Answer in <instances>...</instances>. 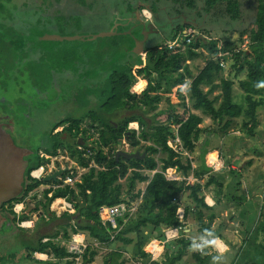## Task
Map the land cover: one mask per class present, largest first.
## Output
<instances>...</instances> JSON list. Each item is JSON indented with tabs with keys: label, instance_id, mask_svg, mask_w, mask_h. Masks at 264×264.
<instances>
[{
	"label": "trees",
	"instance_id": "1",
	"mask_svg": "<svg viewBox=\"0 0 264 264\" xmlns=\"http://www.w3.org/2000/svg\"><path fill=\"white\" fill-rule=\"evenodd\" d=\"M2 1L0 0L1 17L7 10ZM141 1L145 4L137 6L135 3H129L128 12H140L141 14V11L149 6L152 13H157V4L162 0ZM165 1L173 5L174 9L176 8V13L178 12L177 14L182 19L187 16L188 11H194L197 17L204 15V17L215 16L217 20L223 19L229 29L224 33H236L237 38L224 41L207 39L203 37L211 32L207 26L203 27L201 24L193 27L192 23L181 22L174 29L170 40L187 28L198 29L202 38L196 36L185 45L183 50L176 52H171L163 44L147 47L143 64L140 55L135 52L137 43L144 37L140 21L135 18L133 22V26L140 27L137 31L127 33L120 28L118 32H115L116 36L111 39L109 45L117 54L125 52V61L110 63L109 73L105 80L86 88L87 98L80 100H85L88 104L90 101L96 103L92 109L80 118H66L54 123L47 134L46 144L42 148L27 151L24 157L27 167L23 173L20 193L18 197L1 206L2 216L10 218L16 232L29 234L21 240L26 250V258L30 259L32 253L40 252L57 258V261L39 262L40 264H72L71 261L62 263L65 258L69 257V254L54 240L58 237L68 240L73 233L82 232L86 233L89 239L101 243L102 246H110L113 242H119L124 246L134 243L135 250L132 254L145 259L148 263V255L143 251L144 245L153 237L162 239L164 237L163 228L181 225L176 216L179 204L175 200L187 190H189L190 204L195 210L198 232L212 237L216 235L212 230L215 215L204 216L203 210L208 209V206L204 201V196L200 194L211 185L216 184L221 187L218 179L208 175L203 184H188L186 180L169 181L164 174L174 169L184 178L192 173L193 177L201 180L205 174L210 173V169L202 165L192 169L193 160L188 157L183 160V151L189 155L194 153L203 132L200 127L203 118L193 111H200L201 114L208 116L212 123L222 131H227L234 120L242 117L241 127L250 136L256 134L254 132L259 124L258 110L264 107V0ZM40 2L41 6H48L44 0ZM5 3H12V0H5ZM199 3L201 6H198ZM243 4H247L253 10L249 22L245 21ZM249 4L252 5L249 6ZM23 6L25 8L21 6L19 10L26 9L28 3L24 2ZM12 8L15 14L17 10L14 9L15 7ZM12 19L8 20L10 23L0 21V51L8 45L16 51H22L28 44L27 40L19 36V33H14L15 24ZM48 25V21L45 25L43 21L37 20L36 24L29 27L30 32L23 33V35L33 34L31 39L33 43H44L42 36L49 35V30H46ZM25 29H27L26 25ZM216 29L221 31L225 30V27L221 29V26L217 25ZM92 36L84 39L89 41ZM244 37H246L247 44L245 49H240ZM219 52L229 54L231 57L230 71L233 72L235 78L245 73V78L238 81L245 105L233 100L235 82L230 78H219V75L224 72L216 59ZM229 56L223 57V60L226 61ZM197 58H203L205 64L194 74L187 62ZM103 59L106 61V57ZM134 66H140L135 71V75L133 74ZM136 76L147 82L146 88L138 95L130 91L136 81ZM188 81H190L188 95L184 96L181 94V86ZM173 90H176L183 107L180 112L168 96ZM215 91L218 93L213 95ZM164 96L166 97L163 98ZM186 97L193 111L187 107ZM163 100L167 104L166 108L159 109V104ZM162 115L166 117L165 122L160 120ZM86 119L88 122L84 125L83 122ZM134 122L139 126L138 133L128 128L129 124ZM64 125L61 132L53 133L54 129ZM205 133L211 135V128H206ZM86 138L91 139V145L81 146L78 141L86 143ZM175 138L179 139V143L175 142ZM122 140H125L128 146L139 154L138 159L122 157L116 159L115 155H112ZM40 151L47 155H55L57 151L66 152L79 166L88 168V170L74 187L45 189L41 200L37 201L35 197L31 199L29 195L32 192L41 185L47 184L43 180H36L30 176L33 170L47 161L40 157ZM88 152L91 156H88ZM91 162L105 169L89 167ZM141 183H147L143 193L136 190L137 184ZM57 198L65 199L70 203L74 213L64 212L60 217H56L55 213L50 211V205ZM25 199H30L31 203L35 201L32 203L33 209L27 214L25 208L17 216L13 210L14 205ZM136 199H140L136 212L130 217L126 216V220L116 219L118 230H113L110 224L103 225L100 222L98 215L100 207L114 206ZM188 208L191 207H186L185 215ZM260 210L257 220L247 232L245 243L228 264H264V241H258L261 236H264V210ZM31 213L41 214L33 230L19 227L20 222L31 219ZM57 220L63 221V224L59 226V232H49L48 229L44 233L40 232L39 222L49 226ZM113 232L116 234L111 240ZM193 244L191 239H176L166 245L161 261L148 264H214L216 252L200 255L194 248L190 255L192 262L184 263V257ZM101 253L100 248H87L82 264H90ZM124 261L119 252L112 251L106 254L104 264H124Z\"/></svg>",
	"mask_w": 264,
	"mask_h": 264
},
{
	"label": "rangeland",
	"instance_id": "2",
	"mask_svg": "<svg viewBox=\"0 0 264 264\" xmlns=\"http://www.w3.org/2000/svg\"><path fill=\"white\" fill-rule=\"evenodd\" d=\"M24 2L28 3V7L19 10L21 6L25 8L23 6ZM39 2L40 0H12V3L6 4L5 0L2 1L7 10L2 17L0 16L1 23H10L8 20L13 18V24H15L14 33H19V36H22L23 40H27L26 42L28 43L22 51H16L9 45L0 51V132L7 133L10 145L16 152H27L42 148L46 144L47 134L54 123L66 118H80L88 110L92 109L96 103L90 101L88 104L85 100H80L87 98L86 88H89L91 83L99 78L104 79L106 77L110 69V63L125 61V52L117 54L116 51L113 52V47L109 45L114 36L92 38L91 40L94 41L85 44L68 40H44V43H33L31 41L33 34L23 35V33L28 34L30 32L29 27L32 24H36L37 19L43 21L46 25L47 21H52L51 15L54 14L52 6L49 8L46 5L41 7L39 5L38 8L37 3ZM44 2L48 3L49 0H44ZM198 6H201V3ZM245 6L248 7L247 5ZM12 7L17 10L15 14ZM249 10L248 15L251 16L253 10L251 8ZM103 14H105V9H103ZM140 16H142L143 22L152 21V17L151 19L147 18L144 12H141ZM204 18V15L200 17L191 16L188 21H192L194 25L196 23L201 25ZM206 20H208L206 25L211 30L210 33L205 34L207 39H217L218 41L234 39L233 32L223 33L220 30L217 31V25L221 26V29L228 27L223 19L217 20L215 16H211ZM100 21L99 19L90 20L87 28L94 30ZM161 22H163L162 27L168 26L164 15H162ZM25 25L27 29H25ZM123 27L128 29L129 26L123 25ZM52 30L58 31L61 35L69 33L68 28L61 23L54 25ZM132 30L137 31L138 28L135 27ZM98 33L96 34L101 35ZM42 37H45V35ZM243 41H246V37L243 38ZM244 42L240 46L243 49H245L243 46ZM109 54L113 56L110 57ZM103 57H106L107 61ZM194 60L193 66L196 65L197 69L205 63L203 58ZM225 63L226 67L224 72L219 75V78H230L235 82L233 100L243 105V93L238 87V81L245 78V73L235 78L233 72L231 73L230 71L232 64L230 56ZM189 84L190 81L182 86L186 89ZM137 88H140V86ZM217 93L215 91L213 95ZM169 97L172 99L177 111H182L183 107L177 95H169ZM185 102L187 107L191 109V103L187 97ZM166 105L163 100L159 104V109H165ZM193 112L202 116L203 123L200 127H202L203 132L197 142L195 152L190 157L194 161L193 165L195 168L202 165L210 169V173L205 174L201 182L194 177L196 181L194 179V182L190 184H203L208 175L217 178L221 183V187L214 184L204 190L217 191L222 195L225 201L223 203L228 208L224 221L218 220L216 227H221L219 224L223 221V225L228 228L233 227L234 231L235 229L241 230L242 227V229L247 228L249 232L258 218L260 209L264 210V107L258 110L259 124L254 132L256 134L253 136L248 135L247 131L241 127L242 117L234 120L227 131H222L217 128L216 124L212 123L208 116L201 114L200 111ZM160 120L165 122L166 117L162 115ZM115 121H118V119H115ZM87 122L88 120L86 119L83 122L84 125ZM208 127L212 130L211 135H206L208 133H205V129ZM206 139L211 141L209 148L212 159L220 161V165L217 168L205 166L202 162L203 152L201 148ZM85 141L86 143L81 146L91 145V139L87 140L86 138ZM126 151L136 153L128 146ZM41 153L43 152L40 151L39 154ZM203 155L206 157L207 154L203 153ZM61 156L68 157L62 153ZM185 157L183 156V160ZM61 162L63 164L66 163L64 158ZM215 164L217 165V163ZM47 185H52V183L48 182ZM142 186V184H137L136 189L140 190ZM45 187L46 185H41L29 197L31 199L35 197L37 201L41 200L42 191ZM202 193L200 195L204 196ZM183 197L185 204L189 203L190 205L189 190L185 192ZM241 200H243V204L238 206L237 204L241 203ZM33 202L35 201L33 200ZM32 203L31 206H33ZM50 211L54 212L56 217H60L64 213L53 205H50ZM207 214L208 212H205V215ZM35 215L36 213L30 214L31 220L36 217ZM217 216L219 218L222 217L219 213ZM6 219L3 216L0 226V264H26V261L22 259L26 250L21 240L29 234L16 232L15 227L10 224L9 218L6 217ZM227 220L232 224L226 223ZM54 224L55 227L51 226L48 229L49 232H59V226L63 224V221L57 220L54 221ZM18 226L20 227V224ZM23 229H28V227H23ZM86 237L89 240L87 234ZM261 240L264 241V236H261ZM219 245H221L220 242ZM221 247L223 248L222 245ZM134 250V243H132L129 251L132 253ZM193 251L192 249L189 256L184 259L185 261L183 260L184 263L192 262L190 255ZM215 260L214 264H218L222 259L215 256Z\"/></svg>",
	"mask_w": 264,
	"mask_h": 264
},
{
	"label": "crops",
	"instance_id": "3",
	"mask_svg": "<svg viewBox=\"0 0 264 264\" xmlns=\"http://www.w3.org/2000/svg\"><path fill=\"white\" fill-rule=\"evenodd\" d=\"M129 3H135L137 6H141L144 5L145 3H143L141 0H110V1H102V0H50L48 2V6H52V12H54V14L51 15L52 21H48V28H46V30H49L48 34L49 35H57V36H66V37H74V36H80L81 39L79 40H71V41H77L79 43L85 44L87 42H92L94 40H85V37H90L91 35H94L96 33L98 34H104V33H111V32H118L120 28L124 29V31H127V33L134 31L132 29H135L136 26H133V22L135 21L136 17V13H129L127 6ZM38 7L39 5L41 6V2L37 3ZM53 4V5H52ZM247 5V4H246ZM252 4H249V6H251ZM174 6L167 3L165 0L160 1L157 4V13L155 15V17H153L154 19H152L151 22H145L147 23V27L146 29H144L148 35L147 39L144 40H140V46L141 48H144V50L138 51L139 48L135 51L140 55V59L142 60L143 64L145 61V49L147 47H151L154 45H165L167 42L170 41V37L174 34V28L175 27H162L163 22H161L162 20V15H164L167 19V21H171V20H177L180 19L183 21V23H188L187 19H189L191 16L193 17H197L196 13L194 11H188L187 12V16L184 17L183 19L176 13V8H173ZM245 7V21L248 20L247 22H249L250 16L248 15L249 13V7ZM103 9H105V14H103ZM146 10V9H143ZM142 10V11H143ZM208 17L211 16H205L204 21L202 23L203 27H206L208 20H206ZM101 20L100 22H98V25L94 28V30L92 29H88L87 28V24L93 20ZM138 19H142V16H140V18ZM38 20V19H37ZM193 20V19H192ZM131 22V23H130ZM58 23L63 24L65 27L68 28L69 33L67 35H61L60 33H58V31H53L52 27H54V25H57ZM103 23V24H102ZM126 26L128 25V29H126L125 27H123V25ZM131 24V26H130ZM139 25V24H138ZM138 28H140L138 26ZM229 30L228 28H226L225 30H221L223 31H227ZM220 31V32H221ZM47 35V34H46ZM97 35V34H96ZM110 36H116V35H110ZM201 36L202 35H198ZM204 38H207L206 36H203ZM237 37V34L234 33L233 38L235 39ZM84 39V40H82ZM202 51L204 52L205 50L202 49ZM206 53V52H204ZM128 59V56L126 57ZM197 60V59H196ZM107 61V59H106ZM195 60L192 61H188L187 65L189 67L190 70H192V72L194 74H196L198 72L199 69H201L204 64L199 67L198 69L196 68V65L193 66V62ZM140 66H134L133 67V74L135 75V71L139 68ZM109 73V71H108ZM108 73L106 75V77L108 76ZM105 77V78H106ZM104 79L99 78L97 81L92 82L91 84H98L103 82ZM186 84V83H185ZM147 85L146 80L142 79L141 77H137L136 76V81L133 85V87L131 88V92L134 93V89L138 86H140V89H145ZM184 85V84H183ZM137 94L138 93H134ZM169 95H178L176 93V90H173V92ZM94 97H92L93 99ZM206 122V121H205ZM136 123V122H134ZM137 124V123H136ZM207 142H205L202 145V152L207 154L206 157L205 155H203L202 153V162L205 164V166H210L212 164L218 163V166L220 165V161L219 160H213L212 159V155H211V150L209 148L211 141H209L208 139H206ZM194 162V161H193ZM202 180H200L201 182ZM143 186L140 187V191L144 190L146 187V183H141ZM140 184V185H141ZM137 190V189H136ZM205 190V189H204ZM202 191L203 195H204V201L206 203V205L208 206V209H204V216H207L209 214H214L215 218L212 222V230L214 231V233L216 234L214 237H212L211 235H207V234H201L198 232V223L196 221L195 218V210L193 205L191 206V204L189 205V203L185 204L184 201V195L185 193L181 194L176 200L175 202H177L179 204V207L182 211V220L181 225L178 226L181 228V230H179L178 233V238L176 239H180V238H184V239H191L192 241H194V239L200 238V237H210L212 239H216V241L220 242L223 246L222 250L219 252H216V257L219 259H222L220 261V263L218 264H228V262L232 259V257L234 255H236L237 251H239V249L241 248V246L243 245V243H245V239L248 235V231L247 228L246 229H235L231 227L228 228L226 227V225H223V221H224V216L227 213V207L225 206V204L223 202L224 199L222 197V195H220L217 191ZM139 191V189H138ZM242 202L237 204L238 206H240L241 204H243V200H241ZM245 202V201H244ZM191 207L190 209L188 208V212L185 215V210L186 207ZM205 212H208L207 215H205ZM222 216L221 218H219L217 215ZM19 216V215H17ZM36 217L33 218L32 220L30 219L29 221H31V224L29 225L28 229H32L35 225V223H38V219L39 217H37V215H35ZM3 217V216H2ZM6 219V216L4 217ZM7 220V219H6ZM218 220H223L219 225L221 227H216V223ZM10 221V220H9ZM8 221V222H9ZM47 221V219H46ZM41 225V227H39L40 232H45L47 231V229H49L51 226L54 228L55 224L54 222L49 225V226H45L42 225L41 222H39ZM226 223H231L228 220L226 221ZM11 224V222H10ZM232 224V223H231ZM233 226V225H231ZM228 228V229H227ZM233 228V229H232ZM44 229H46L45 231H43ZM165 229V228H163ZM163 231V230H162ZM80 234H83L84 237L86 238L88 243H91L94 240L91 239H87L86 234L79 232ZM14 239V238H13ZM153 239H157L155 237L149 239L146 244L143 247V251L145 252V248L146 245ZM175 239V240H176ZM10 240L12 241V239L10 238ZM174 241V240H172ZM170 241V242H172ZM258 241H262L261 237L259 238ZM13 242V241H12ZM169 242V243H170ZM132 244V243H131ZM131 244L124 246L119 242H113V244H111L110 246H102L100 249H102V253L100 255H97L94 260L90 263V264H104V259L107 253L112 252V251H117L121 254L122 259H124V264H148L146 262L145 259L134 256L131 251H129ZM168 244V243H167ZM166 244V245H167ZM165 245V247H166ZM193 249V246H191L188 249V252L186 254V256L184 257V259L186 257L189 256V254L191 253V250ZM40 253V252H39ZM146 253V252H145ZM147 254V253H146ZM148 255V254H147ZM164 255V254H163ZM40 259L37 260L33 257V253L30 257V259L26 258V253L23 254L22 259L26 261V264H40L46 261H57V258H55L54 256L48 255L47 253H40ZM163 258V256L161 257V259ZM147 259L149 260V255L147 257ZM65 261H71L67 258L64 259V261L62 263H64ZM185 261V260H184ZM40 262V263H39ZM73 264V263H72Z\"/></svg>",
	"mask_w": 264,
	"mask_h": 264
},
{
	"label": "built area",
	"instance_id": "4",
	"mask_svg": "<svg viewBox=\"0 0 264 264\" xmlns=\"http://www.w3.org/2000/svg\"><path fill=\"white\" fill-rule=\"evenodd\" d=\"M142 12H144V15L147 18L151 19V14L149 13L148 10H143ZM198 35L199 33L195 28H187V29H184L182 32H179L177 36L173 40H170L169 42H167L165 46L171 52L183 50L185 45L190 43L192 39ZM246 44H247V41L244 42L243 46L245 47ZM240 49H243V48L241 47ZM226 56H229V54L222 53V52H219L218 55L216 56L219 66L223 69L226 67V63L223 60V57H226ZM181 89H182L181 94L184 96H187L186 90H188V88L184 89V86H181ZM142 91L143 89L136 87L133 92L140 94ZM128 128L136 131V133H138L140 130L138 124L136 123H130ZM57 130L60 131L61 128ZM175 142L179 143V139L175 138ZM127 146L128 144L126 143V141L122 140L119 146L112 152V155L113 154L115 155V153H117L120 150L126 151ZM61 153L68 156L66 152L63 153L60 151H57L55 155H47L44 152L41 153L40 157L46 159L47 161L30 173V176L33 179L43 180L44 177L51 175L52 173H54L55 171L59 169H66V172H64L63 174L57 177V181L55 183H52V185L44 184L46 185L44 190L50 189V188L51 189L64 188L66 186L74 187L76 183L80 182L82 175L86 173L88 170V168L79 166L78 163L75 160L71 159L69 156L68 157L61 156ZM87 154L88 156H91L90 152H88ZM183 156H186L190 160H192L190 155L185 151H183ZM63 158L66 161L65 164L61 162ZM191 165H192V169H195L193 162L191 163ZM217 166H218V163L217 165L212 164L209 167L217 168ZM89 167H95L100 170L105 169L104 167L97 166L93 162L89 164ZM164 175H165V178L169 181L186 180L188 184H190L191 182H194V179H195L192 173L186 178H184L182 177L180 173L176 172V170L174 169L166 171ZM144 190H141V192L143 193ZM48 196H51V194H48ZM27 200L29 199H25L23 202L15 204L13 210L17 215H19L20 212L24 210L25 208L24 205ZM139 203H140V199H136L132 202H128V201L121 202L114 206H102L99 208V211H98L100 222L103 225L110 224L113 230H118V227L116 225V219L124 218V220H126L125 218L126 216L127 217L132 216L136 212ZM51 205H53L56 208H59L61 212H67L69 214L74 213V209L72 205L68 203L65 199L57 198L51 203ZM181 211L182 210L178 208L176 212V216L178 217L180 221L182 220ZM26 223L31 224V221L20 222L19 223L20 227L22 228L29 227V226H25ZM179 230H181L180 227H167L163 229L164 237L162 239H153L146 245L145 252L149 255L148 263L159 262L162 260L161 257L164 254L165 245L169 243L170 241L178 238ZM115 234L116 232L111 233V240L114 238ZM44 241H46V239H44ZM54 241L58 242L59 246L66 250V252L69 254L68 259L71 260L73 264H82V258L87 248L89 247L101 248L102 247L101 243H99L96 240L92 241L91 243H88L84 235L80 234L79 232L73 233L70 239L68 240L57 238ZM193 243H194L193 244L194 250L200 255H204L212 251L219 252L222 250V247H221L222 244L220 243L221 245H219V241L217 242L216 239H212L206 236L194 239ZM39 256H40L39 252L33 253V257L35 259L39 260L40 259Z\"/></svg>",
	"mask_w": 264,
	"mask_h": 264
},
{
	"label": "water",
	"instance_id": "5",
	"mask_svg": "<svg viewBox=\"0 0 264 264\" xmlns=\"http://www.w3.org/2000/svg\"><path fill=\"white\" fill-rule=\"evenodd\" d=\"M146 9L151 14V17H155L156 13H152V10L149 6H146ZM137 19L140 18V12H136ZM141 24V28L143 29L142 34L144 35V40L147 39L148 35L144 29H146L147 24L145 22H142L140 19H138ZM191 26L196 27V25L192 24ZM115 32L111 33H104L102 35H93L92 38L96 39L97 37H108L110 35H115ZM200 35V34H199ZM197 38H202L201 36H197ZM43 40H57V41H63V40H79L80 36H72V37H61L57 35H48L46 37L42 38ZM140 43H137V49L138 51H143L144 48L139 47ZM80 145L83 143L80 142ZM28 152H16L12 146L10 145L9 137L6 132H0V209L1 206L11 201L12 199L18 197L20 193V188L23 182V173L24 170L27 167V162L24 160V157L27 155ZM125 158V159H138L139 154L138 153H129L124 150H120L117 153H115V158ZM66 172V169H59L52 173L49 176H46L43 178V182H56L57 177L60 176ZM26 213L29 214L33 207L30 204V201L27 200L26 203ZM41 214L37 215L39 217ZM2 214L0 211V226L2 224Z\"/></svg>",
	"mask_w": 264,
	"mask_h": 264
},
{
	"label": "flooded vegetation",
	"instance_id": "6",
	"mask_svg": "<svg viewBox=\"0 0 264 264\" xmlns=\"http://www.w3.org/2000/svg\"><path fill=\"white\" fill-rule=\"evenodd\" d=\"M142 12V11H141ZM152 19H154V18H152ZM141 20V19H140ZM188 20V19H187ZM142 22H143V19L141 20ZM204 21V20H203ZM183 23V21L182 20H180V19H177V20H171V21H167V24H168V26L170 25V27L172 26V27H175L174 29H176V27L180 24V23ZM188 23H192V21L190 22V21H187ZM196 25H198L197 23H196ZM199 26V25H198ZM65 127V125L64 126H59V127H57L56 129H54V131H53V133H57V132H61L62 130H63V128ZM59 128H61V130L60 131H58L57 129H59ZM67 138V137H66ZM80 142H81V140H79ZM78 141V142H79ZM51 183H55V182H51ZM43 192V191H42ZM29 201H30V199H29ZM33 207V206H32ZM26 208V207H25ZM0 211H1V209H0ZM36 215H38V214H36ZM5 217V216H4ZM3 218V217H2ZM7 218H9L8 216H7ZM10 219V218H9Z\"/></svg>",
	"mask_w": 264,
	"mask_h": 264
},
{
	"label": "bare ground",
	"instance_id": "7",
	"mask_svg": "<svg viewBox=\"0 0 264 264\" xmlns=\"http://www.w3.org/2000/svg\"><path fill=\"white\" fill-rule=\"evenodd\" d=\"M30 224L29 223H26L25 226H29Z\"/></svg>",
	"mask_w": 264,
	"mask_h": 264
}]
</instances>
